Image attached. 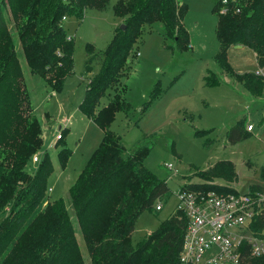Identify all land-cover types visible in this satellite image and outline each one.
Returning <instances> with one entry per match:
<instances>
[{
  "label": "trees",
  "instance_id": "1",
  "mask_svg": "<svg viewBox=\"0 0 264 264\" xmlns=\"http://www.w3.org/2000/svg\"><path fill=\"white\" fill-rule=\"evenodd\" d=\"M107 1L0 0V264H84L75 236L76 223L91 264H180L179 251L187 224L180 209H174L146 237L132 243L138 215L143 210H158L156 204L168 199L171 191L164 179L144 166L148 146L141 144L125 151L120 135L110 126L115 113L130 106L117 89L125 91V85L119 83L131 57L137 54L135 42L145 25L159 22L165 39H173L181 50L191 47L183 22L186 2L116 0L113 11L122 17L124 28L115 26L98 54L92 51V43L85 44L84 71L89 70L96 55L100 65L87 80L78 108L100 127L102 136L67 189L76 223L69 218L64 198L49 199L46 193L47 179L54 168L50 151L40 153L32 171L27 167L32 154L41 148L42 127L33 112L8 22L16 31V42L30 72L58 90L73 70V42L67 38L63 18H82L86 8L101 9ZM220 1L214 0L212 5L219 40L215 60L250 92L259 93L263 86L260 77L252 71L233 70L227 50L242 44L255 53L256 65H264V0H236L239 11L231 7L235 0H228L225 12L218 10ZM216 83L217 77L210 72L205 84ZM111 87L116 90L110 95L108 92V100L100 106V97ZM159 92L156 80L149 98ZM67 130L59 127L53 145L58 147L60 166L65 165L71 152L64 139ZM207 130L196 129L194 135ZM249 134L240 117L227 130L226 138L236 143ZM194 174L201 179L186 180L181 185L221 192L236 190L230 184L236 178L231 159L216 160ZM262 185L258 182L249 187L262 189ZM249 229L264 238V206ZM251 260L264 264V254Z\"/></svg>",
  "mask_w": 264,
  "mask_h": 264
},
{
  "label": "rangeland",
  "instance_id": "2",
  "mask_svg": "<svg viewBox=\"0 0 264 264\" xmlns=\"http://www.w3.org/2000/svg\"><path fill=\"white\" fill-rule=\"evenodd\" d=\"M115 1L108 0L101 9L86 8L82 18H63L67 38L73 42V70L58 90L49 87L40 75L30 72L16 42V31L11 21L8 22L33 112L42 127L41 148L32 156L39 153L40 159L43 150L50 151L54 168L47 179L46 193L49 199L64 198L69 218L74 223V208L67 189L102 136L100 127L78 108L87 80L100 65L96 55L89 70L84 71L85 44L92 43V51L96 54L105 48L115 28L114 22L118 19L123 22L113 11ZM180 1L188 5L183 22L192 47L178 49L173 39L164 38L159 22L145 25L135 42L137 54L131 57L119 83L125 85V91L120 92V87L117 89L130 106L115 113L111 129L120 135L125 151L141 144L148 146L144 166L164 179L171 191L168 199L161 201L160 209L143 210L138 215L132 233L133 244L146 237L174 211L176 195L183 182L201 179L194 174L195 170L207 168L219 159H232L236 178L230 184L238 191H246L249 185L264 177V79L258 77L263 83L259 93L250 92L216 62L219 40L215 34L217 14L212 11L214 0ZM244 47L242 50L230 47L227 61L235 71L253 72L256 67L254 54ZM210 71L217 77L214 85L205 84ZM156 80L160 92L150 99L149 92ZM115 90L114 87L107 89L100 97L99 105H103ZM44 109H52L55 113L51 116ZM240 117L244 118L245 128L248 123H252L253 128H246L250 134L245 139L230 143L226 132ZM59 127L68 128L64 139L71 150L64 166H60L57 159L58 147L53 148ZM196 129L209 130L194 135ZM37 162L30 158L28 169L32 171ZM168 162L172 163V169L165 165ZM74 228L83 262L91 264L77 223Z\"/></svg>",
  "mask_w": 264,
  "mask_h": 264
},
{
  "label": "built area",
  "instance_id": "3",
  "mask_svg": "<svg viewBox=\"0 0 264 264\" xmlns=\"http://www.w3.org/2000/svg\"><path fill=\"white\" fill-rule=\"evenodd\" d=\"M231 7L240 9L236 0ZM228 9V0H221L218 10ZM253 73L264 79V65H256ZM246 128L252 130V123ZM38 154L32 156L33 162L39 160ZM165 165L172 169V163ZM259 183L263 184L262 189L248 187L246 191L234 192L179 187L175 209L187 217L180 264H261L251 259L264 254V238L249 229L264 206V178ZM155 207L160 209L161 202Z\"/></svg>",
  "mask_w": 264,
  "mask_h": 264
},
{
  "label": "crops",
  "instance_id": "4",
  "mask_svg": "<svg viewBox=\"0 0 264 264\" xmlns=\"http://www.w3.org/2000/svg\"><path fill=\"white\" fill-rule=\"evenodd\" d=\"M114 23H116L115 26H117L118 24L121 23V19H120V20L118 19V20L115 21ZM184 25H185V24H184ZM191 47H192V45H191ZM230 47L233 48V49H236V50H242L243 48H245L244 45H242V44H241V46H234V45H231ZM230 47L228 48V50L230 49ZM228 50H227V51H228ZM252 52H253V51H252ZM253 54H254V57H255V53H254V52H253ZM255 66H256V61H255ZM253 69H254V68H253ZM253 69H250V70H253ZM236 71H237V72H241V71H238V70H236ZM210 72H211V71H210ZM241 86L244 87L243 85H241ZM244 88H245V87H244ZM83 92H84V90H83ZM82 96H83V94H82ZM81 98H82V97H81ZM59 99H63V97H62V98H59ZM45 100H46V101H49V99L46 98V97H45ZM80 100H81V99H80ZM43 111L47 112V114H49V115H51V116H52V113H55L52 109H51L50 111L44 109ZM55 118H56V117H55ZM55 118H54V119H55ZM57 121H58V120H57ZM58 123H59V122H58ZM50 125H51V124H50ZM58 125H59V124H58ZM49 127H50V126H49ZM49 127H48V128H49ZM48 128H47V129H48ZM101 131H102V130H101ZM231 160H232V159H231ZM258 181L260 182L261 180H258ZM68 187H69V186H68Z\"/></svg>",
  "mask_w": 264,
  "mask_h": 264
},
{
  "label": "water",
  "instance_id": "5",
  "mask_svg": "<svg viewBox=\"0 0 264 264\" xmlns=\"http://www.w3.org/2000/svg\"><path fill=\"white\" fill-rule=\"evenodd\" d=\"M119 27H120V28H124V24H123V23H120V24H119ZM234 46H241V44H234Z\"/></svg>",
  "mask_w": 264,
  "mask_h": 264
}]
</instances>
